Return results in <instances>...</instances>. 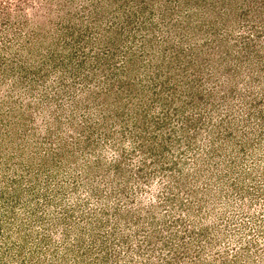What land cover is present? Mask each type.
<instances>
[{"label": "rangeland", "instance_id": "obj_1", "mask_svg": "<svg viewBox=\"0 0 264 264\" xmlns=\"http://www.w3.org/2000/svg\"><path fill=\"white\" fill-rule=\"evenodd\" d=\"M0 264H264V0H0Z\"/></svg>", "mask_w": 264, "mask_h": 264}]
</instances>
